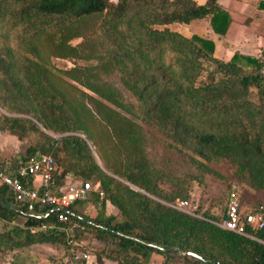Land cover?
Segmentation results:
<instances>
[{"label":"trees","instance_id":"16d2710c","mask_svg":"<svg viewBox=\"0 0 264 264\" xmlns=\"http://www.w3.org/2000/svg\"><path fill=\"white\" fill-rule=\"evenodd\" d=\"M209 15L225 33L231 17L218 0H0V105L8 112L0 130L30 139L0 162L10 171L61 151L57 188L76 184L69 174L98 184L69 208L32 213L2 183L0 251L51 242L70 256L58 228L64 212L115 245V264H148L156 254L159 264H264V226L240 234L212 214L162 202L187 189L160 186L170 175L152 165L142 123L122 111V95L102 76L118 72L138 100L133 115L170 148L207 169L227 162L264 187V61L238 52L225 61L211 40L169 27ZM53 58L74 64L58 67Z\"/></svg>","mask_w":264,"mask_h":264},{"label":"rangeland","instance_id":"374dc122","mask_svg":"<svg viewBox=\"0 0 264 264\" xmlns=\"http://www.w3.org/2000/svg\"><path fill=\"white\" fill-rule=\"evenodd\" d=\"M79 41L80 39H76L73 42ZM78 61L87 64L86 61ZM52 63L58 67H70L73 66L74 61L53 58ZM102 76L122 95L129 108V110L122 111L142 123L145 132V147L152 165L163 170L168 176L170 175V178L166 177L160 182V186L166 191L187 189L185 196H177L170 201L162 200L163 203L171 205L178 200L187 199L190 202L189 208L194 209L198 215L203 216L205 213H209L215 216L216 220H219L225 213L228 198L232 193L239 197L243 212L253 211L264 206V187L248 172L234 173L227 162L214 163L211 169L203 168L195 163L187 152L170 148L164 141L154 136L140 118L133 115V112L138 111V100L123 84L118 72L103 73ZM206 78L207 71H204L201 79ZM5 113L8 114L7 110L0 105V126L5 124ZM16 137L18 138V136ZM19 140L22 142L23 151L30 144V139L25 137ZM52 156L57 167H61L63 165L62 159L66 158L64 152L60 151L58 155ZM171 178L178 180L179 184L174 185ZM65 180L70 183L75 182V180L82 181L73 178V174H69ZM97 185L95 182H90L91 187ZM153 197L157 198L156 196ZM109 208L111 210L114 207L110 204ZM88 211L96 213L98 210L92 205L89 206ZM22 221L23 218L21 217L17 220V222ZM77 237L86 246L90 254L89 260L83 264H100V262L115 264L117 262L116 256L118 255L115 252V245L111 242L93 237L88 231L79 232ZM63 250L64 247L61 243H33L13 250L0 251V264H67L69 255H64ZM160 259V255H153L148 260V264H159Z\"/></svg>","mask_w":264,"mask_h":264},{"label":"built area","instance_id":"2783aa9c","mask_svg":"<svg viewBox=\"0 0 264 264\" xmlns=\"http://www.w3.org/2000/svg\"><path fill=\"white\" fill-rule=\"evenodd\" d=\"M264 74V66L261 68ZM57 165L51 154H45L40 158L32 157L28 161L20 162L15 168L9 171V167L0 162V180L7 185L13 195L15 203L27 206L29 212H37L46 207L66 209L75 200L88 196L84 186L68 184L57 188L54 183V171ZM172 206L181 209L189 214L200 216L194 209H190V202L187 199L178 200ZM59 221L66 234L68 245L71 247V254L67 258V264H83L90 258L86 246L78 240L79 232L85 231L86 225L69 218L64 212L59 213ZM225 229L249 235L247 225L252 228L264 226V206L243 212L239 197L232 193L227 202L225 213L216 221Z\"/></svg>","mask_w":264,"mask_h":264},{"label":"crops","instance_id":"0c3cea01","mask_svg":"<svg viewBox=\"0 0 264 264\" xmlns=\"http://www.w3.org/2000/svg\"><path fill=\"white\" fill-rule=\"evenodd\" d=\"M218 3L231 17L225 33L213 29L210 15L190 23H172L169 27L187 36L197 34L211 40L214 43L213 55L225 61L230 60L236 52L264 61V0H218ZM21 145L22 142L15 135L0 130V161L20 154ZM4 165L8 166L7 163ZM75 183L84 186L80 180H75Z\"/></svg>","mask_w":264,"mask_h":264},{"label":"water","instance_id":"95a60500","mask_svg":"<svg viewBox=\"0 0 264 264\" xmlns=\"http://www.w3.org/2000/svg\"><path fill=\"white\" fill-rule=\"evenodd\" d=\"M84 187L85 188L89 187V184L88 183H84Z\"/></svg>","mask_w":264,"mask_h":264}]
</instances>
